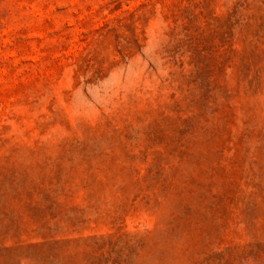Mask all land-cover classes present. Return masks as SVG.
<instances>
[{
	"label": "rangeland",
	"instance_id": "rangeland-1",
	"mask_svg": "<svg viewBox=\"0 0 264 264\" xmlns=\"http://www.w3.org/2000/svg\"><path fill=\"white\" fill-rule=\"evenodd\" d=\"M0 264H264V0H0Z\"/></svg>",
	"mask_w": 264,
	"mask_h": 264
}]
</instances>
